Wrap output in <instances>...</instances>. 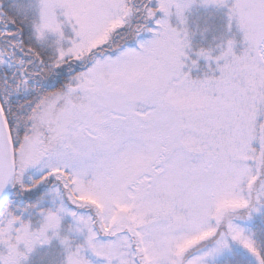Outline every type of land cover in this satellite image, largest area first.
I'll list each match as a JSON object with an SVG mask.
<instances>
[{
	"label": "snow or ice",
	"instance_id": "6c2138e0",
	"mask_svg": "<svg viewBox=\"0 0 264 264\" xmlns=\"http://www.w3.org/2000/svg\"><path fill=\"white\" fill-rule=\"evenodd\" d=\"M0 264H264V0H0Z\"/></svg>",
	"mask_w": 264,
	"mask_h": 264
},
{
	"label": "rangeland",
	"instance_id": "374dc122",
	"mask_svg": "<svg viewBox=\"0 0 264 264\" xmlns=\"http://www.w3.org/2000/svg\"><path fill=\"white\" fill-rule=\"evenodd\" d=\"M200 74H202V73H200Z\"/></svg>",
	"mask_w": 264,
	"mask_h": 264
}]
</instances>
